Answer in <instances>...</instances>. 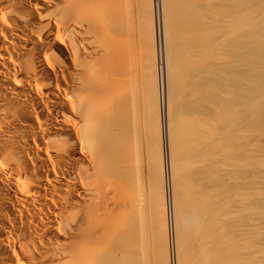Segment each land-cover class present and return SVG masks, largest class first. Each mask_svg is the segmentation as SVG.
Listing matches in <instances>:
<instances>
[{"label": "bare ground", "instance_id": "1", "mask_svg": "<svg viewBox=\"0 0 264 264\" xmlns=\"http://www.w3.org/2000/svg\"><path fill=\"white\" fill-rule=\"evenodd\" d=\"M154 6L153 0H0V264H188L184 260L189 250L183 256L180 251L186 244L185 233L203 225L204 219L206 224L214 219L211 225H222L226 214L233 213L228 208L230 193L222 191L220 196H227L221 204V197L215 195L221 192L213 191L221 181L213 183V188L210 181L208 186L202 182L198 192L194 189L197 193L188 191L192 196L183 193L189 200L183 198L180 183L184 180L180 179L186 175H180L186 168L177 158L184 151L186 143L181 147L180 140L186 130L180 132L181 117L174 125L179 111L171 110L180 101L186 82L178 84V73L187 71L194 96L189 103L199 107L201 114L200 122L191 112L193 122L202 126L192 133L201 135L197 137L200 141L194 139L200 145L194 149L201 153L200 161L206 158V165H215L213 154L221 147L215 148V139L222 134L219 141H225L222 149L227 155L223 160L243 154L241 142L253 131L246 132L245 109L253 106L257 115L260 107V117L264 115V0H161L166 85L156 72ZM216 123L223 126L218 128ZM212 124L218 130L224 128L216 131L221 135L213 134ZM221 159H216L215 168ZM239 162L237 167H241ZM249 163L241 164L253 165ZM205 168L200 167L198 173ZM235 174L241 179L236 175L232 179L241 185L254 180L241 172ZM232 183L217 187L241 192ZM212 212L220 215L214 218ZM247 220L250 232L262 223L253 222L254 217ZM209 225L205 232L200 229L204 233L200 237L210 234L201 238L208 242H221L216 233L232 227L227 224L219 230L217 226V231L216 225H210L208 234ZM214 229L217 232L212 235ZM229 236H225L227 241L222 239L226 242L222 245L231 246L229 250L219 243L224 251L216 242L205 240L215 245V251L209 249L212 253L218 250V258L209 250L197 249L201 253L195 252L200 256L194 260L210 252L215 255L214 264H264V257L255 258L257 252L251 245L244 252L240 246L242 254L236 251L237 258L234 252L241 240L236 247L238 236ZM207 244L204 249L199 247L205 250Z\"/></svg>", "mask_w": 264, "mask_h": 264}, {"label": "rangeland", "instance_id": "2", "mask_svg": "<svg viewBox=\"0 0 264 264\" xmlns=\"http://www.w3.org/2000/svg\"><path fill=\"white\" fill-rule=\"evenodd\" d=\"M153 1L155 2V6H154L153 9H152V10H153L152 12H154V13H153L154 16H153V14H152V17L155 18V19L153 20V21H154V24H155V25L153 24V25H154V28H153V29H154V31L156 32V33L153 34V36H154L155 34H156L155 36H157V38L154 36L156 39H155V38L153 39L154 41L157 40L156 43L153 42V45H156L155 47H153V49L155 48V51H154V52H156V55H157V57L155 56V60L157 59V62H156L157 65H156V67H158V68H156V72H157L158 80L160 79V80H161V83H162L163 85H166V83H167V76H166V74H165V62H164V61H165V57H164V40H163V33H162V31H163V17H162V14H161V13H162V10H161V9H162V7H161V0H153ZM217 1H219V0H216V2H217ZM156 3H157V4H156ZM153 4H154V3H153ZM158 4H159V5H158ZM157 5H158V6H157ZM157 7H158V10H157ZM159 11H160V12H159ZM159 14H160V16H159ZM153 18H152V19H153ZM158 18H159V19H158ZM153 21H152V22H153ZM157 21H158V22H157ZM155 22H156V23H155ZM159 22H160V23H159ZM158 23H159V25H158ZM159 27H160V29H159ZM155 29H156V30H155ZM159 32H160V33H159ZM159 34L161 35L160 37H159ZM160 38H161V39H160ZM160 40H161V41H160ZM161 43H162V44H161ZM160 45L162 46L161 48H160ZM160 49H161V50H160ZM160 51H161V53H160ZM162 52H163V53H162ZM161 54H162V55H161ZM161 57H162V58H161ZM160 59H161V60H160ZM162 65H163V66H162ZM161 66H162V67H161ZM157 69H158V70H157ZM162 70H163V71H162ZM182 71H183V69H182ZM179 73H181V74L183 73V75H184L185 73H186V74H185V76L183 77L182 75L179 76ZM179 73H178V77H179V78H178V80H177V82H179L178 84L181 86V85H182L181 81H183V83H184V79H186V82L184 83L185 85H182L183 88L179 86L180 88H182V90H180V94H182V95L179 96L180 101L174 102L173 100H175V98H173L172 101H171L172 103H173V102L175 103V105L172 104V110H171V113H172L173 110L175 111V114H177V112L179 111V112H178V114H179L178 116H179V117L176 116V117H177V118H176L177 121H176V119L174 120V121H175V122H174V125L176 126L175 123H177V122L180 121L181 124H179V125H180L179 129L181 128L180 130H182V128H183V130L180 131V132H183V131H185V130H186V132H187V133H186V132H183V133H182V135H183L184 138L182 137V139H181L182 141L180 140V142L183 143V144L180 143V144H182L181 147H183V145L186 143V144L184 145V151L182 150V151H181L182 153L180 152L179 155H181V156H178V154L176 155V156H178V158H177L178 161L180 160V162L182 163V165H184V167L186 168V169H182V170H183V173H182L181 175L178 174V175H180L182 178H183V176L186 175L182 180L180 179L181 182L184 180V182H182L183 184L185 183L184 185H183L182 183H180L182 186H184L182 189H181L182 186L179 184L180 189H181V191H182V194L185 192L184 194L187 193L188 196H190L191 193L188 192V191H191L193 194L197 193V192L200 190V188H202L203 183H204V185L206 184V186H208V184H209V185H212L213 183L215 184L216 182H218V181L220 182V181H221L220 184H216V185H215L216 188H214L215 190H213V191H214L215 193H217V192L220 193V192H221L219 195H217L218 193L215 194L216 196H220V195L223 193L222 191H225L226 193H230V194H228V196L230 195L229 197H231V198H229V197H228V198L230 199L231 202L228 201L229 199H228L227 201L229 202V205H230L231 208H230V207H228V208H229V209H232L233 213H231V211L228 212L229 214H226V213H225V214L227 215V217H226L225 219L223 218L225 221H224L223 219H220V220H223V221H222L223 224H222V225H220V224L218 225V223H217V224L215 223V225H216V227H217V226L220 227L219 230H221V226H222V227H225V225L227 226V224H228V225L231 224L230 227H231V226H232V227H231L230 229H227V230L225 231L226 233H224V229H222L220 232H221V233L223 232V236H221L222 234L217 232V231H218V227L216 228L215 225H213V224H214V223H213L212 225L217 229V231L214 229L212 235H213L215 232H217L216 234H219L218 237H217L216 235H214V236L217 237L216 239L220 238L221 240H220V239H219V240H220L221 242H216V240H214L215 237L212 238V239H210L209 241L214 240V242L217 243V246H218L219 243L222 245V241H224L225 239H227V237H225V236H229V232H231V236H232V238H233V236H235V237L238 236L234 243H236L237 241H239V239L241 240V243H240V241L237 242L238 245H239V247H237L238 245H237V243H236V247H237L236 249H239V250H236V249H235V252H234V253H235V256H236V254L240 251V249H241L240 246H242V249H243V250L241 249V251L244 252V250L247 251V248H249L248 246L251 245L252 247L255 246V250H254V248L251 249L252 247H250V249H251V250H254V252H257V254L255 253V258H256L257 256H258V257L260 256L259 258H262V257H264V255H263V254H264V251H263V249H264V246H263V245H264V241L262 240V239H264V236H263V235H264V231H263V229H264V225H263V224H264V205H263V203H264V201H263V200H264V194H263V192H264V185H262V184H264V181H263V180H264V173H263V172H264V165L262 164V165H263V167H262V165L260 166V164H261V162L264 163V161H263V160H264V150H263V149H264V147H263V146H264V138H263L264 135H263V133L261 132V129L264 130V123H263L264 120H262L263 117H264V115L262 114L263 117H262V116H261L262 118L260 117L261 110H259V108H260L259 105H258L259 108H257V112L259 113V116H258V113H257V115H255L254 112H256V109H255L253 106H252L251 108L248 107V109H247V108L245 109V113L247 112V113H246V116H245L246 120H244V124L246 123V124H245L246 132H247V129H249V128H250V129H253V131L250 130V129H249L250 131L248 130L249 132H247V133H248V134L250 133L249 135L247 134L248 136L246 137L248 140H247V139L242 140L243 142H241V146L244 148L245 146L248 145V146H247L248 148H247V147L244 148V149L247 148L245 151L250 150V149L253 150V151L250 150L251 152H249V153H250V155H249V153H247L248 151H247V152L243 151L244 149L242 150V147H241V149H240L239 151H241L240 153H243V154H240V153L238 152L240 155H238L239 157H236V159H237V160L235 159L236 161H235V160H232V159H229V158L227 157V158H228V162H227V160L225 159V160H226L225 163H222V161H223V162L225 161V160H223L224 157L227 156L226 153H225L226 150H224V149H225V148H224V147H225V146H224V145H225V141H223V143H222V142H221L222 139H220L221 136H222L221 138H223L224 136H223V134L220 133V132L217 133L219 130L224 129V128H222V129H219V130H218L217 127L219 128L220 126H223V125L221 124L220 126H218L220 123H216V124H217V127L214 128V127H213V124H214V123L211 122V123H213V124L210 125V126H212V127L214 128L213 131L215 132V133H213V134H214V135H216V134H218V135L220 134V135H221V134H222L221 136L216 135V136L219 137V139H218V137H217L216 139L213 138V137H216V136H211L212 138L210 137L211 139H215V141L218 140V143H216V144L213 143V142H215V141L211 140V141H213V142H212V146H213V144H214L215 148L217 149V147H218L219 145H221V147L219 146L220 150L222 149V146H224V147H223L224 149L221 150V151H223L222 153L220 152V150H218L219 148L217 149V150L221 153L220 155H218L219 152H218V154H217V151L215 152V149H213L214 152H215V153L213 152V153H214L213 155L215 156V154H216V156H215L216 159L218 158V160H219V159H221L222 156H223V158L221 159V163H219L220 165L222 164V167H220V165H218V167L215 168V167H216L215 165L218 164V162H217L216 159H215L216 161L214 160V162H213V160L211 161V162H213V163H215V162H216V163H215L214 166H211V167H210V165H206V163H207V162H205V161H207L206 158H205L204 161H202V162L200 161L201 159H203V158H201L202 156H200L201 153H196V152H194L195 147H200V145H199V146L196 145L197 141L194 140V139H198L199 137L201 138V135H199V134H202V132H201L202 129H201V130H198V131H199V132H198V133H199V134H198L199 137H198L197 135H194L195 133H197V130H196V132H195V128L198 127V129H200L199 127L202 128V126L200 125V122H201L200 115H201V114L198 113V112H200V111H199L200 109L198 110L199 107L196 108V107L194 106V107L196 108V109H195V108L193 107V105H192L193 103H191L192 106H190V103H189V102H191L190 100H192V98H194V96L192 95V93H191V91H190V89H193V88H191L192 85L189 86V85H190V82H191V80H192V79L190 78V74H191V73H190L189 75H187V73H189V72H187V71H185V73H184V71H183V72H180V71H179ZM162 75H163V76H162ZM186 76L189 77V80H188V77H186ZM180 77H182V79L179 81ZM162 79H163V80H162ZM190 79H191V80H190ZM158 82H159V81H158ZM180 83H181V84H180ZM163 85H162V86H163ZM186 85H188V88H187ZM185 86H186V89H184ZM183 89H184V91H183ZM186 90H187V91H186ZM188 90H189L190 92H189ZM181 92H182V93H181ZM187 92H188V93H187ZM192 92H194V91L192 90ZM186 93H187V94H186ZM188 94H189V95H188ZM184 95H185V97H186V96H187V97H186V99H183V100H184V102H183V100H182L181 97L184 98ZM189 97H190V98H189ZM177 100H178V99H177ZM188 100H189V101H188ZM179 102H181V103H179ZM192 102H193V101H192ZM186 103H187V104H186ZM188 104H189V105H188ZM173 106H175V108H176L177 106H179V110H178V107H177V108H176L177 111H176V110L174 109ZM188 106H189V107H188ZM186 107H187V108H186ZM180 108H181V109H180ZM183 108H184V109H183ZM192 108H193V109H192ZM249 108H250V109H249ZM252 108L255 109V111L252 110ZM191 109H192V111H191ZM183 110H185V111H183ZM194 110H195L196 113L194 112ZM246 110H250V111L248 112V111H246ZM251 110H252V112H251ZM182 111L184 112V115H187V116H186L187 118H186V117L184 118ZM191 112H192L193 114H192ZM249 113H252V114H254V115L249 114ZM173 114H174V113H173ZM175 114H174V115H175ZM181 114H182V115H181ZM191 114H192L193 116H195V114H197V117L199 116L198 119L200 120V122L196 121V122L198 123L197 125H199V126H197L196 123L193 122V116H192ZM198 114H199V115H198ZM247 114H248V115H247ZM163 115H164V114H163ZM174 115H172L173 119L175 118ZM210 115H211V114H210ZM182 116H183V117H182ZM212 116H213V115H212ZM255 116H258L260 119H259L258 117H255ZM163 117H164V116H163ZM180 117H181V119H180ZM188 117H190V118L188 119ZM208 117H209L210 119L212 118V117H210V116H208ZM248 117H249V118H250L255 124H254V123L252 124V121L249 120V119H247ZM254 117H255V118H254ZM213 118L215 119V117H213ZM213 118H212V119H213ZM252 118H254V119H256V120H254V119H252ZM257 118H258V119H257ZM163 119H164V118H163ZM179 119H180V120H179ZM210 119H209V120H210ZM212 119H211V120H212ZM178 120H179V121H178ZM191 120H192V121H191ZM258 120H260V121H258ZM261 120H262L263 122H262ZM184 121H185L186 123H185ZM215 121H216V120H214V122H215ZM245 121H247L249 124L251 123V126H250L247 122H245ZM249 121H250V122H249ZM216 122H217V121H216ZM193 123H194V124H193ZM211 123H210V124H211ZM259 124H261V125L263 124V125H262L263 127L260 128L261 125H259ZM179 125H178V126H179ZM192 125H194V126L196 125L195 127L193 126L194 129H193ZM247 125H248V126H247ZM254 125H255V126H254ZM186 126H187V127H186ZM215 126H216V125H215ZM257 126H258V127H257ZM251 127H253V128H251ZM254 127H255V128H254ZM187 128H188V130H187ZM190 129H191L192 131L194 130V132H192ZM210 129L212 130L211 127H210ZM215 129H216V130H215ZM189 130H190V131H189ZM217 130H218V131H217ZM216 131H217V132H216ZM222 131H223V130H222ZM251 131H252V132H251ZM207 132H208V131H207ZM209 132H210V131H209ZM263 132H264V131H263ZM185 133H186L187 135H186ZM192 133H194V134H192ZM180 135H181V133H180ZM182 135H181V136H182ZM185 135H186V136H185ZM194 136H196V137H194ZM197 137H198V138H197ZM251 139H252V140H251ZM198 140H199V139H198ZM200 140H201V139H200ZM200 140H199V141H200ZM219 140H221V141H219ZM254 140H255L256 142H255ZM258 140H259V142H260L261 144L258 142ZM183 141H184V142H183ZM195 141H196V142H195ZM208 141H210V140H208ZM245 141H246V143H247V142H248V143L245 144V143H244ZM253 141H254L255 143H254ZM216 142H217V141H216ZM257 142H258V143H257ZM221 143H222L223 145H222ZM242 143L245 144V145H243ZM250 143H251V144H250ZM252 145H254V146L251 147ZM260 145H261V146H260ZM185 146L188 147L189 149H188V148L185 149ZM214 146H213V148H214ZM216 146H217V147H216ZM256 146H257V147H256ZM259 147H261V148H259ZM256 148H258V149H256ZM187 149H188V150H187ZM254 149H255V150H254ZM259 149L262 150V151H258ZM211 151H212V149H211ZM185 152H186V155L184 154ZM236 152H237V151H236ZM255 152H256V153H255ZM195 153H196V154H195ZM223 153H225V154L222 155ZM244 153H246L247 156L244 155ZM251 153H252V154H251ZM198 155H199V156H198ZM217 155H218V156H217ZM225 155H226V156H225ZM251 155H252V156H251ZM260 155H261V156H260ZM182 156H183V157H182ZM192 156H193V157H192ZM240 156H241V161H240L241 163L244 164V163H246V162H247V163H248V162H251L254 166H253L251 163H249V165H252V166H248V165H246V167H245L244 165L242 166V164L239 162V160H240ZM257 156H258V157H257ZM179 157H180V158H179ZM197 157H198V158H197ZM219 157H220V158H219ZM244 157H246V158L243 159ZM255 157H256V160L254 159ZM260 157H261L262 160L260 159ZM183 158H186V159L184 160ZM212 158H213V157H212ZM212 158H211V159H212ZM238 158H239V159H238ZM247 158H248V161L246 160ZM250 158H251V159H250ZM211 159L209 158V160H211ZM213 159H214V158H213ZM249 159H250L251 161H250ZM253 159H254V160H253ZM209 160H208V162H209ZM229 160H232V161H235V162H234V163H231V162H229ZM242 160H243L244 162H243ZM245 160H246V162H245ZM184 161H185L186 163H185ZM254 161H256V163H255ZM211 162H209V163L213 165V163H211ZM219 162H220V161H219ZM236 162H239V165H241L242 168L239 167V166L237 167L236 164H238V163H236ZM257 162H258V163H257ZM201 163H202V164L205 163V165H202ZM209 163H208V164H209ZM179 164H180V163H179ZM224 164H225V165H224ZM226 164H227V166H226ZM229 164L231 165V167L233 166L234 168H233V167H232V168H231V167H230V168H227V167L230 166ZM232 164H234V165H232ZM180 165H181V164H180ZM228 165H229V166H228ZM235 165H236V166H235ZM256 165H257V166H256ZM208 166H209V168H211V169L213 168L212 171H214V170L217 169V170H216L217 172L214 171L215 174L212 173V171H211L209 168H207ZM223 166H225L226 168H225V167L223 168ZM200 167H201V169H203V167H206L205 170H206V169H207V170L209 169V170L211 171V174H212L213 176H212V175H208V173H209L210 171H205V170H203V171H205V174H204V173H202L203 171L201 170L202 172L198 173L197 170H199ZM236 167H237L236 170H238V169H240V170L236 171V170H235ZM247 167H248L249 169H248ZM255 167H256V168H255ZM261 167H262V168H261ZM181 168H183V167H181ZM219 168H220V169H219ZM243 168H244V169H243ZM250 168H251V169H252V168L254 169V171H255L254 173H255L256 176H255L254 173H253V169L251 170ZM223 169H226V170H223ZM227 169H228V170H229V169H232V170L227 171ZM245 169H246V170H245ZM195 170H196V171H195ZM222 170H223V171H222ZM242 170H244V171H242ZM257 170H258L259 172H258ZM180 171H181V170H180ZM180 171H179V173H180ZM194 171H195L196 173H194ZM199 171H200V170H199ZM219 171H221V172H219ZM226 171H227L226 176L230 177L229 179H228V177L225 176ZM232 171L235 172V173H236V172H238V173L241 172V173H243V174H241V175L244 176L245 178H247L248 180H250V178H252V180H253V179H254V180H253V181H250V182H252L251 184H250L249 182H248V183L243 182L244 185H243V183H242V185H241V182H240V184H239V181H238V180L241 179V178H240V177L238 178L237 175H236L235 173L233 174ZM245 171H246V172H245ZM249 171H250V172H249ZM262 171H263V172H262ZM188 172H189V173H188ZM206 172H207V174H206ZM228 172H229V173H228ZM257 172H258V173H257ZM187 173H188V174H187ZM197 173H198V175H196ZM201 173L204 174V175H201ZM231 173L233 174L232 177H234V176L236 175V177L238 178V180H233L232 177H231ZM244 173H245V175H244ZM246 173H248V174L246 175ZM209 174H210V173H209ZM228 174H229V175H228ZM182 175H183V176H182ZM199 175H200V176H199ZM206 175H207L208 177H210L211 179L209 180L208 177H204V176H206ZM219 175H220V176H219ZM223 175H224L225 177H224ZM258 175H259V176H258ZM211 176L214 177L215 181H214V179H213ZM238 176H239V175H238ZM242 176H241V177H242ZM247 176H248V177H247ZM254 176H255V177H254ZM181 177H179V178H181ZM194 177H195V178H194ZM201 177H203V178H201ZM216 177H217V178H216ZM218 177H221V178L224 177V178H223V180H222L221 178L218 179ZM236 177H234V178L236 179ZM253 177H254V178H253ZM262 177H263V178H262ZM179 178H178V180H179ZM185 178H186V179H185ZM199 178H200V180H198ZM258 178H259V179H258ZM188 179H189V180H188ZM193 179H194V181H193ZM196 179H197V180H196ZM205 179H207V180L204 181ZM224 179H225V180H224ZM230 179H232V182H233V183L231 182ZM256 179H257V180H256ZM228 180H230V181H228ZM180 181H179V182H180ZM188 181H189V182H188ZM209 181H210V182L212 181V183H210ZM224 181L227 183L228 187H229V184H230V183H232V184L230 185V186H232V187H233V184L236 183V185L234 184V185H235L234 188H236V191H241V192H235L234 189L231 190L232 188H231V187H230L231 189H230V188H227L226 185H225V186H226V189H225V190L222 189L223 186L220 187V188L217 187V185H218V186H219V185H224V183H225ZM234 181H235V182H234ZM237 181H238V183H237ZM259 181H260V182H259ZM191 182H192V183H191ZM193 182H194V183H193ZM195 182H196V185H194ZM197 182H198V183H197ZM202 182H203V183H202ZM207 182H209V183L207 184ZM261 182H262V183H261ZM222 183H223V184H222ZM256 183H257V185H256ZM260 183H261V184H260ZM188 184H189V186H188ZM191 184H192V185H191ZM197 184H198V185H197ZM237 184H239V187L237 186ZM252 184H253V185H252ZM186 185H187V186H186ZM247 185H248V186H247ZM185 186H186L187 188H186ZM225 186H224V187H225ZM250 186H251V187H250ZM256 186H257V187H256ZM211 187L213 188L214 186L212 185ZM237 187H238V188H237ZM247 187H248V188H247ZM253 187H254V188H253ZM258 187H259V188H258ZM260 187H261V188H260ZM198 188H199V190H198ZM241 188H243V189L241 190ZM251 188H252V189H251ZM255 188H256V189H255ZM184 189H185L187 192L184 191ZM190 189H191V190H190ZM194 189H195L197 192H194ZM217 189H218V190L221 189V190H220V191H217ZM228 189L231 190V191L227 192ZM244 189H245V190H244ZM253 189H254V192L252 191ZM258 189L261 191V193H260V191H259ZM262 189H263V190H262ZM192 190H193V191H192ZM233 191L235 192V194H234ZM243 191H244V192H243ZM258 191H259V192H258ZM248 192H251V194H250L251 197H248V195H249ZM255 192H256V193H255ZM189 193H190V194H189ZM226 193H224L223 196H224ZM231 193H232V195H231ZM241 193H242V194H241ZM252 193H253V194H252ZM258 193H259V194H258ZM182 194H181V195H182ZM184 194H183V195H184ZM239 194H241V195H239ZM238 195H239V196H238ZM243 195H244L245 198H247V200H246L245 198H243ZM245 195H246V196H245ZM254 195H255V196H254ZM262 195H263V196H262ZM191 196H192V195H191ZM221 196H222V195H221ZM221 196H220V197H221ZM225 196H227V195H225ZM225 196H224V198L221 197L220 202H221L222 200H223V203L226 201V200L224 201V199H226ZM236 196H237L238 198H237ZM240 196H242L241 199H244V201L241 200V199H239ZM253 196H254V197H253ZM182 197H183V196H182ZM182 197H181V198H182ZM185 197H186V196L184 195L183 198L185 199ZM233 197H234V198H233ZM255 197H256V198H255ZM252 198H253V199H252ZM187 199L189 200L190 198L187 197L185 200H187ZM233 199L236 200V201H233ZM238 199H239V200H238ZM249 199H250V200H249ZM259 199H260V200H259ZM257 200H259V201H257ZM238 201H240V203H238ZM245 201H246V202H245ZM253 201H255V202H253ZM256 201H257V202H256ZM235 202H237V203H235ZM248 202H249L250 205L248 204ZM250 202H251V203H250ZM225 203H226V202H225ZM245 203H246L247 206L249 205L250 207H249V206L247 207V206L245 205ZM259 203H260V204H259ZM221 204H222V202H221ZM238 204H241V205H238ZM261 204H262V205H261ZM237 205H238V206H237ZM251 205H252V206H251ZM253 205H254V207H253ZM256 205H257V207H256ZM239 206H240V208H241V207H244V210L242 211L241 209H239ZM235 207H236V208H235ZM251 207H253V208L251 209ZM255 207H256V208H255ZM224 208H225V207H224ZM246 208H248V209H246ZM245 209H246V210H245ZM249 209H251V211H250ZM256 209H257V210H256ZM217 210H218V208H217ZM221 210L224 212L223 208H222V209L220 208V211H219V212H222ZM225 210H227V208H226ZM238 210H239V212H238ZM234 211H235V212H234ZM245 211H246V212H249V213H251V214H247ZM223 212H222V213H223ZM237 212H238V213H237ZM242 212H243V213H242ZM252 212H253V213H252ZM257 212H258V213H257ZM262 212H263V214H262ZM212 213H213V212H212ZM214 213H215V212H214ZM214 213L212 214L213 217H214V215H218V214H219V213H218V214H214ZM216 213H217V212H216ZM234 213H235V214L237 213V214H236L237 216H236ZM240 213H241V214H240ZM256 213H257L260 217H259ZM225 214L223 215V217H225ZM233 214H234V216H232ZM255 214H256V215H255ZM219 215H220V214H219ZM244 215H245V217H247V215H248V217H251V218L254 217L255 220H254L253 222L256 221V224H257V221H258V224L262 222L261 225L259 224L260 227H259V226H256V227H255V230H256V231L254 230V227H253V228H252L253 231L251 230L252 232H250L249 230H250L251 228L248 229V227H246V225H245V224H246L245 222L248 221V220H247L248 217H247V219H246V218L244 217ZM249 215H250V216H249ZM255 216H256V217H255ZM208 217H210V216H208ZM211 217H212V216H211ZM217 217H218V216H217ZM233 217H234V218H233ZM240 217H241V218L243 217L242 220H241ZM258 217H259L260 219H259ZM206 218H207V217H206ZM214 218H216V217H214ZM256 218H257V219H256ZM210 219H211V218H210ZM210 219H209V220H210ZM212 219H213V218H212ZM230 219H231V220H230ZM232 219H233V220H232ZM243 219H244V220L246 219V220L243 221ZM204 220H206V219H204ZM204 220L202 221L203 225L201 224V225L203 226L202 228H201V227L199 228V226H201V225H198V226L194 227L193 230L191 229V230L187 231L188 233H187V232L185 233V237L182 236V237H184V239L186 240V244H185V246H184L182 249H180V251H181V256H183V253H185L184 255H186V252H183V251H187V250H189V251H187V254H188V255H186L187 258H186V259L184 258V259H185L184 261H186V260L188 259V260H187V261H188V264H193V263H190V262H189V260H192V258H193V260H192L191 262L194 261V264H195V263H196V264H197V263H200V262H199L200 260L203 261V262H205L206 264L209 263V262H211V261H212L211 263H213V260L215 259V257H214V259H213V256H215V255H212V256H211V254H210V252H211L210 249H211V247H212L214 244H213V245L207 244L206 242H208V241H207L208 239L206 238V239H205L206 242H205V240H201V238H202L203 236L200 237L201 234L204 235V233L200 232V229H201L202 231L204 230L203 232H205V229H206V231H207L208 228H207L206 225H209L210 222H213V221H214V219H213V221H212V220L209 221V220L207 219V221H209L208 224H206L207 222L204 221ZM220 220H219V223H220ZM229 220H230V221H229ZM236 220H237V221H236ZM238 220H239V221H238ZM226 221H228V222L226 223ZM241 221L244 222V223H241ZM205 222H206V223H205ZM214 222H215V221H214ZM217 222H218V221H217ZM222 222H221V223H222ZM248 222H249V221H248ZM233 223H234L235 225H234ZM238 223L241 224V225H239ZM232 224H233L234 226H233ZM204 225H205V226H204ZM210 225H211V224H210ZM210 225H209V226H210ZM212 225H211V226H212ZM209 226H208V227H209ZM211 226H210V229H211V230L209 229L208 234H209V232L211 233V231H212V227H213V226H212V227H211ZM235 226H236L237 228H235ZM241 226H242V227H241ZM228 227H229V226H228ZM238 227H239V228H238ZM240 227H241V228H240ZM195 228H196L197 230H199V232H198L197 230H194ZM246 228H247V229H246ZM256 228H257V229H256ZM258 228H259V229H258ZM225 229H226V228H225ZM233 229H234V230H233ZM261 229H262V230H261ZM229 230H231V231H229ZM247 230H248L249 232H248ZM191 231L194 232V233H192ZM195 231H197V232H195ZM214 231H215V232H214ZM227 231H229V232L227 233ZM232 231H233V232H232ZM239 231H240V232H239ZM242 231H243V233H242ZM258 231H259V232H258ZM260 231H261V232H260ZM190 232H191V234H189ZM236 232H237V233H236ZM197 233H198V234H197ZM253 233H254V234H253ZM256 233H257V234H256ZM258 233H259L260 235H259ZM187 234H188V235H187ZM199 234H200V235H199ZM233 234H234V235H233ZM240 234H241V237L239 236ZM242 234H243L245 237H244ZM248 234H250V235H248ZM193 235H194V236H193ZM197 235H198V236H197ZM209 235H210V234H209ZM209 235L206 236V233H205V236L208 237V238H209ZM212 235H211V236H212ZM251 235H252V236H251ZM254 235H255V236H254ZM256 235L259 236V237H257ZM188 236H189V237L191 236L190 239L192 238L193 240H192V239L190 240V239L188 238ZM192 236H193V237H192ZM205 236H204V237H205ZM231 236H229V238H230ZM260 236H261V239H260ZM182 237H181V239H182L181 242H182V244H183L184 241H183V238H182ZM204 237H203V239H204ZM224 237H225V238H224ZM253 237H255V238H253ZM210 238H211V237H210ZM223 238H224V240H222ZM238 238H239V239H238ZM244 238H245L247 241H246ZM188 239H189V240H188ZM194 239H195V241H194ZM250 239H251V240H250ZM255 239H256V240L258 239V240L255 241ZM196 240H199V241L197 242ZM231 240L234 241L233 239H231ZM244 240H245V242H244ZM192 241H193V242H192ZM200 241H201V242H200ZM225 241H227V240H225ZM225 241H224V242H225ZM250 241H251V242H250ZM252 241H253V242H252ZM204 242H205V245L207 244V246H206L207 249L202 250L201 247H203V246H205V245H204V244L202 245L201 243H204ZM214 242L211 241V242H208V243H211V244H212V243H214ZM224 242H223V245H227V244H224ZM229 242H230V241H229ZM242 242H243V243H242ZM258 242H259V243H258ZM187 243H188V245H187ZM192 243H193V244H192ZM195 243H196V244H195ZM216 243H215V244H216ZM225 243H226V242H225ZM230 243L233 244V245H232V247H233V246H234V243H233V242H230ZM247 243H248V244L250 243V244L247 245ZM251 243L254 244V245H252ZM262 243H263V244H262ZM194 244H195V248H193V247H194ZM220 244H219V246H220ZM241 244H242V245H241ZM256 244H257V245H256ZM258 244H259V245H258ZM260 244H261V246H260ZM179 245H180V242H179ZM186 245H187V246H186ZM192 245H193V247H192ZM200 245H201V247H199ZM223 245H222V246H223ZM243 245H244V246L247 245L246 249H244V246H243ZM180 246H181V245H180ZM180 246H179V247H180ZM214 246H215V245H214ZM214 246H213V247H214ZM227 246H228V245H227ZM229 246H230V245H229ZM229 246H228V247L225 246V248H227V249L229 250ZM258 246H259V247H258ZM196 247H197V248H196ZM198 247H199V248H198ZM213 247H212V250L215 248V247H214V248H213ZM230 247H231V246H230ZM234 247H235V246H234ZM260 247H261V248H260ZM180 248H181V247H180ZM184 248H185V250H184ZM191 248H192V249H191ZM204 248H205V247H203V249H204ZM209 248H210V249H209ZM220 248L222 249L223 247L220 246L219 249H220ZM225 248H224V250H225ZM197 249H198V250L200 249L201 252H204V251L207 252V250H209L210 252H208V254H209L212 258H208V256H207L208 254H207V255L204 254V256H206V257H205V259H203L202 257H204V256H203V254H202V257H201L202 259L199 258V261L196 262V261L194 260L196 257L194 258V256H196V255H197V257L200 256L199 254H195V252H200V251H197ZM217 249H218V247H217ZM221 249H220V250H221ZM191 250H194V251H191ZM222 250H223V249H222ZM222 250H221V251H222ZM224 250H223V251H224ZM251 250L248 249V251H251ZM214 251H215V249H214ZM214 251H213V252H214ZM230 251H231V249H230ZM233 251H234V248H233ZM236 251H238V252L236 253ZM241 251H240V252H241ZM262 251H263V252H262ZM190 252H191V253H190ZM192 252H193V254H192ZM201 252H200V253H201ZM216 252H217V253H215V252H214V253L216 254V258H218V257H217V256H218V255H217V254H218V250H216ZM231 252H232V251H231ZM240 252L238 253V255H239V254H240V255L242 254V252H241V253H240ZM258 252H259V253H258ZM211 253H212V252H211ZM214 253H212V254H214ZM234 253H233V254H234ZM260 253H261V255H260ZM258 254H259V255H258ZM190 255H193V256L191 257ZM238 255L236 256L237 258L240 256V255H239V256H238ZM186 256H184V257H186ZM188 256L191 257V258L189 259ZM210 256H209V257H210ZM261 256H262V257H261ZM233 257H234V256H233ZM182 259H183V258H182ZM212 259H213V260H212ZM234 259H235V258H234ZM215 260H216V259H215ZM217 260H218V259H217ZM256 260H257V259H256ZM258 260H259V259H258ZM172 261H173V259H172ZM185 263L187 264V262H185ZM185 263H184V264H185ZM205 263H203V264H205ZM217 263H218V262H217ZM217 263H215V264H217ZM172 264H174V263L172 262ZM200 264H202V263H200ZM213 264H214V263H213ZM259 264H262V263H259Z\"/></svg>", "mask_w": 264, "mask_h": 264}]
</instances>
